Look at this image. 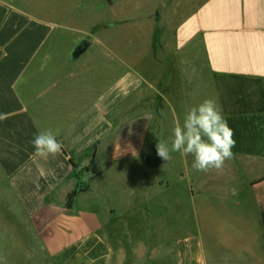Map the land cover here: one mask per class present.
<instances>
[{
  "label": "crops",
  "instance_id": "1",
  "mask_svg": "<svg viewBox=\"0 0 264 264\" xmlns=\"http://www.w3.org/2000/svg\"><path fill=\"white\" fill-rule=\"evenodd\" d=\"M146 3L142 17L94 23L146 21L150 30L149 71L122 64L109 78L108 65L83 57L91 39L72 33L76 15L86 21L99 10L91 0H0V221L32 238L50 264H171V255L174 264H215L197 235L168 251L156 248L154 231L125 234L124 223L149 222L152 196L169 188L155 178L163 159L150 142L175 114L170 46L199 50L213 77L264 83V0H198L175 26L159 15L162 0ZM153 30L163 31L155 42ZM82 38L88 47L73 61ZM46 129L63 145L55 156H39L31 144Z\"/></svg>",
  "mask_w": 264,
  "mask_h": 264
},
{
  "label": "rangeland",
  "instance_id": "2",
  "mask_svg": "<svg viewBox=\"0 0 264 264\" xmlns=\"http://www.w3.org/2000/svg\"><path fill=\"white\" fill-rule=\"evenodd\" d=\"M91 1L99 10H93L86 21L76 15L71 23L75 37L81 34L92 41L83 57L96 56V62L108 65L109 78L112 68L117 70L122 64L124 68L135 65L141 71H149L150 30L146 21L94 27L104 17H142L148 8L146 0H113L110 6L104 0ZM197 1L162 0L159 15L175 26L195 8ZM133 7H138V11H131ZM166 33L168 39L173 37L172 29ZM162 34L163 31L153 30L152 42ZM169 49L173 61L165 69L178 72L179 85L170 97L175 114L167 118L165 125L157 127L160 140L170 146L174 127L183 123L186 109L212 98L234 130V156L220 170L199 172L192 168L191 155L170 152L171 159L162 160L155 169V178L167 181L169 188L162 196L155 193V200L152 196L149 222L142 216L138 222L125 221L124 232L134 231L143 237L146 230L154 231L152 240L156 248L168 251L175 249L177 240L197 235L215 264H264V203L259 201L264 199V83L213 77L199 50L190 53L186 49L176 50L173 45ZM95 67L93 62V71ZM160 92H164L163 88ZM150 143L156 148L158 142ZM4 218L0 221V264H50L32 245V238L4 231L8 224ZM174 261L171 255L168 262Z\"/></svg>",
  "mask_w": 264,
  "mask_h": 264
},
{
  "label": "clouds",
  "instance_id": "3",
  "mask_svg": "<svg viewBox=\"0 0 264 264\" xmlns=\"http://www.w3.org/2000/svg\"><path fill=\"white\" fill-rule=\"evenodd\" d=\"M234 130L229 126L217 101L204 99L186 109L183 123H177L169 142L158 140L157 155L163 160L171 159L170 152H180L193 157L192 168L199 172L220 170L227 160L233 158ZM35 154L48 157L61 152L63 145L51 129L38 131L31 140ZM119 151V148L116 149Z\"/></svg>",
  "mask_w": 264,
  "mask_h": 264
},
{
  "label": "water",
  "instance_id": "4",
  "mask_svg": "<svg viewBox=\"0 0 264 264\" xmlns=\"http://www.w3.org/2000/svg\"><path fill=\"white\" fill-rule=\"evenodd\" d=\"M88 40L86 38L80 39L70 52V59L76 60L88 47Z\"/></svg>",
  "mask_w": 264,
  "mask_h": 264
},
{
  "label": "trees",
  "instance_id": "5",
  "mask_svg": "<svg viewBox=\"0 0 264 264\" xmlns=\"http://www.w3.org/2000/svg\"><path fill=\"white\" fill-rule=\"evenodd\" d=\"M76 191H71L69 194H68V197H67V205L70 204V201H71V198L74 196Z\"/></svg>",
  "mask_w": 264,
  "mask_h": 264
}]
</instances>
